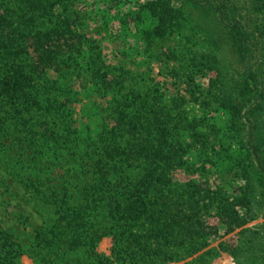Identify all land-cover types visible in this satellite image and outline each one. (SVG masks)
<instances>
[{
    "label": "trees",
    "instance_id": "16d2710c",
    "mask_svg": "<svg viewBox=\"0 0 264 264\" xmlns=\"http://www.w3.org/2000/svg\"><path fill=\"white\" fill-rule=\"evenodd\" d=\"M63 1L0 5V158L11 163V173L43 211L42 223L24 236L0 224V264H17L24 254L33 264H163L203 249L219 224L229 232L246 223L245 192L233 197L199 178H176V171L192 170L180 168L186 145L171 139L178 122L159 107L135 102L136 93L129 104L112 98L105 114L97 112L96 134L82 135L75 105L106 85L120 88L123 77L101 72L98 50L70 25L69 11L57 12ZM199 1L190 2L206 4L246 65L253 33L236 6ZM262 1L250 0L254 6ZM244 73L237 89L246 108L260 91ZM227 106L236 130L242 104ZM253 109L247 112L250 122ZM195 127L188 121L181 129L189 145L200 135ZM246 138L245 147L260 137L249 128ZM208 216L218 225L208 224ZM105 236L112 243L108 255L97 250Z\"/></svg>",
    "mask_w": 264,
    "mask_h": 264
},
{
    "label": "rangeland",
    "instance_id": "374dc122",
    "mask_svg": "<svg viewBox=\"0 0 264 264\" xmlns=\"http://www.w3.org/2000/svg\"><path fill=\"white\" fill-rule=\"evenodd\" d=\"M4 1L0 0V5ZM190 1L64 0L57 7V12L69 11L70 25L85 34L93 51L98 50L94 57L100 61L101 72L109 79L119 74L123 77L120 88L106 85L78 101V125L82 122V135L93 136L101 123L97 112L105 114L116 96L129 104L132 93H136L135 102L168 112L178 122V135L171 139L187 148L180 168L194 172L190 175V171L179 170L176 178L196 177L206 181L210 190L233 197L245 192L249 212L246 223L229 232L217 219L205 217L208 224L218 225L211 242L196 253L163 264H264V193L260 194L264 191V0L255 6L250 0H230L253 33L246 65L230 46L227 31L216 23L214 13L203 8L204 0L199 1L201 6ZM244 70L260 91L246 108L237 89ZM48 72L51 78L56 76V72ZM77 81L80 86L82 79ZM227 102L242 104L236 130ZM249 107L254 108L251 122ZM188 121L200 132L192 145L181 131ZM249 128L260 138L247 148L242 142ZM2 157L0 224L24 236L42 223L43 211L33 194L17 182L11 163ZM111 244V237L105 236L97 250L108 255ZM17 260V264H33L26 254Z\"/></svg>",
    "mask_w": 264,
    "mask_h": 264
}]
</instances>
